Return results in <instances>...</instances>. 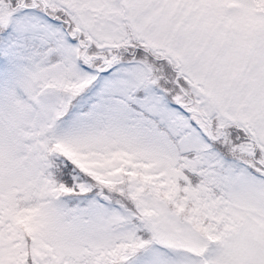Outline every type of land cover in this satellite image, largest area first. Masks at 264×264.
Listing matches in <instances>:
<instances>
[{
  "label": "snow or ice",
  "instance_id": "6c2138e0",
  "mask_svg": "<svg viewBox=\"0 0 264 264\" xmlns=\"http://www.w3.org/2000/svg\"><path fill=\"white\" fill-rule=\"evenodd\" d=\"M0 264H264V0H0Z\"/></svg>",
  "mask_w": 264,
  "mask_h": 264
}]
</instances>
